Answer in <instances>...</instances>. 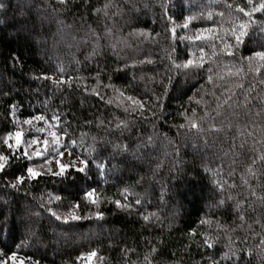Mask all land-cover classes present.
Wrapping results in <instances>:
<instances>
[{
	"label": "trees",
	"instance_id": "obj_1",
	"mask_svg": "<svg viewBox=\"0 0 264 264\" xmlns=\"http://www.w3.org/2000/svg\"><path fill=\"white\" fill-rule=\"evenodd\" d=\"M34 118L82 169L29 173ZM7 259L264 264V0H0Z\"/></svg>",
	"mask_w": 264,
	"mask_h": 264
},
{
	"label": "rangeland",
	"instance_id": "obj_2",
	"mask_svg": "<svg viewBox=\"0 0 264 264\" xmlns=\"http://www.w3.org/2000/svg\"><path fill=\"white\" fill-rule=\"evenodd\" d=\"M13 140L15 145L23 147L28 156L38 159V166L32 167L30 174L62 171L69 167L82 169L84 166L76 154L59 149L62 145L60 136L40 118L26 122ZM12 262L7 259L2 264H12Z\"/></svg>",
	"mask_w": 264,
	"mask_h": 264
}]
</instances>
